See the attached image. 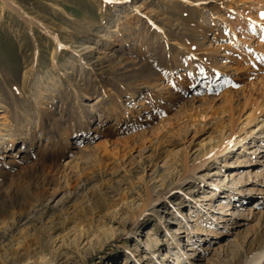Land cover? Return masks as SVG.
Here are the masks:
<instances>
[{
  "label": "rangeland",
  "instance_id": "374dc122",
  "mask_svg": "<svg viewBox=\"0 0 264 264\" xmlns=\"http://www.w3.org/2000/svg\"><path fill=\"white\" fill-rule=\"evenodd\" d=\"M262 14L264 0H0V264H250Z\"/></svg>",
  "mask_w": 264,
  "mask_h": 264
},
{
  "label": "bare ground",
  "instance_id": "6f19581e",
  "mask_svg": "<svg viewBox=\"0 0 264 264\" xmlns=\"http://www.w3.org/2000/svg\"><path fill=\"white\" fill-rule=\"evenodd\" d=\"M188 60V59H187ZM30 120V122L29 123H31V121L33 120V119H29ZM28 120V121H29ZM262 134V133H261ZM3 135V134H2ZM16 133L14 132L12 135H10L9 136V139H10V142H14V137H16ZM264 137V134H262V135H260V137ZM3 137L4 136H1L0 135V150H2V152L4 151V148H2L1 146H2V144L4 143L3 142ZM240 143L242 142L241 140L239 141ZM239 143V144H240ZM234 145H235V143H230L229 145H227L226 147H224V148H222L219 152H220V154L221 155H223L224 153H226V152H230L232 149H233V147H234ZM245 146H247V145H242V149H243V151H245L246 150V148H245ZM230 150V151H229ZM242 152V151H241ZM217 154V153H216ZM12 155H14V154H12ZM12 155H8V156H12ZM220 155V156H221ZM7 156V155H6ZM13 162H15L14 160H11L10 161V163H13ZM162 169H163V171H162V173L161 172H158L157 170H155L154 171V173H157L153 178H155V177H160L159 179H164L165 177H167V175H168V173H167V171H166V167H162ZM254 191H255V188L254 187H251L250 188V192H249V194H251V193H254ZM180 213H181V216L182 217H184L185 216V218L186 217H188V213H186L184 210H180ZM237 214V213H236ZM263 257H264V250L263 251H260V252H258V253H255L252 257H251V259H250V264H259L260 262H261V260L263 259Z\"/></svg>",
  "mask_w": 264,
  "mask_h": 264
},
{
  "label": "snow or ice",
  "instance_id": "6c2138e0",
  "mask_svg": "<svg viewBox=\"0 0 264 264\" xmlns=\"http://www.w3.org/2000/svg\"><path fill=\"white\" fill-rule=\"evenodd\" d=\"M262 15H264V14H262Z\"/></svg>",
  "mask_w": 264,
  "mask_h": 264
}]
</instances>
